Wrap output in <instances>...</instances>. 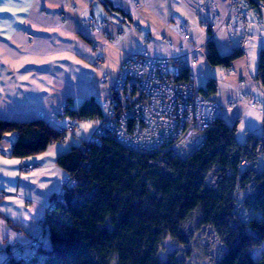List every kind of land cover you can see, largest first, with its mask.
Listing matches in <instances>:
<instances>
[{"label": "trees", "instance_id": "trees-1", "mask_svg": "<svg viewBox=\"0 0 264 264\" xmlns=\"http://www.w3.org/2000/svg\"><path fill=\"white\" fill-rule=\"evenodd\" d=\"M249 4L255 8L264 0ZM242 55L241 47L222 54L212 38L207 42L206 59L212 65L229 67ZM259 55L256 77L264 86V48ZM215 88L210 78L199 92L206 97ZM64 112L89 119L101 115L102 106L89 96L76 107L66 105ZM236 130V122L228 124L219 116L205 130L203 145L185 158L134 150L110 136L99 143L71 145L56 163L74 185L51 196L52 207L40 222L39 244L32 254L9 256L5 264H198L189 248L159 255L164 239L186 245L195 231L210 264H264V257L253 256V249L264 242V118L261 132H246L243 142ZM12 132L15 157L37 155L66 135L43 117L0 116V141ZM239 192H244V206L258 217L241 219ZM194 215L197 223L191 228Z\"/></svg>", "mask_w": 264, "mask_h": 264}, {"label": "crops", "instance_id": "crops-1", "mask_svg": "<svg viewBox=\"0 0 264 264\" xmlns=\"http://www.w3.org/2000/svg\"><path fill=\"white\" fill-rule=\"evenodd\" d=\"M0 0V116L9 119L43 117L58 121L63 105L76 107L86 97L103 99L112 76L132 52L153 56L187 53L194 61L199 88L213 78L216 88L206 97L223 108L220 117L236 122V138L259 134L264 118V86L257 79L258 56L264 48V5L255 9L261 23L248 15L243 29L214 30L219 53L241 47L243 55L229 67L206 59L208 31L202 25L200 0ZM222 17L232 19L229 0H213ZM187 22L191 39L179 25ZM101 65H95V59ZM107 82H100L103 73ZM245 93L248 101H239ZM65 118V117H64ZM16 133L0 141V264L13 245L27 251L40 235L41 222L51 196L59 193L67 172L56 163L66 146L49 144L37 155L15 157L11 145ZM65 138V137H64ZM34 165L31 170L23 166Z\"/></svg>", "mask_w": 264, "mask_h": 264}, {"label": "built area", "instance_id": "built-area-1", "mask_svg": "<svg viewBox=\"0 0 264 264\" xmlns=\"http://www.w3.org/2000/svg\"><path fill=\"white\" fill-rule=\"evenodd\" d=\"M132 3L134 7L140 6L137 0ZM199 6L204 15L202 25L208 31L209 39L214 30L222 26H228L231 33H238L250 14L255 22L261 23L258 11L251 7L249 0H229V9L233 13L231 21L219 14L213 0H200ZM179 29L185 40L191 39L187 22L180 24ZM193 62L185 52L178 56L129 52L112 76L108 93L102 99V114L86 119L90 123L93 120L95 124L87 142L99 143L102 137L110 136L134 150L165 152L180 158L199 149L205 140V130L213 125L223 108L199 92L197 75L192 70ZM94 63L100 66L101 59H95ZM108 77L107 72L103 73L100 82H107ZM248 99L245 93L239 94V101L247 102ZM248 103L254 107L257 101ZM65 107L57 113L58 119L66 117ZM54 126L65 132L76 133L79 130L78 125L71 121ZM242 164L249 166L246 161ZM33 166L25 165L23 169L30 170ZM74 183V179L67 175L61 189ZM51 207L52 202L46 213ZM39 236L31 240L23 254L19 253L23 247L13 245L8 257H28L38 246Z\"/></svg>", "mask_w": 264, "mask_h": 264}, {"label": "rangeland", "instance_id": "rangeland-1", "mask_svg": "<svg viewBox=\"0 0 264 264\" xmlns=\"http://www.w3.org/2000/svg\"><path fill=\"white\" fill-rule=\"evenodd\" d=\"M97 100L102 103L101 99L98 98ZM68 121L76 123L79 127V130L76 131V133L65 132L66 135L64 140L57 141V143L66 146L65 150H67L71 145L82 146L83 141H87L91 136L95 125L93 120L90 123L86 119L76 120L68 116L63 118V122L58 121L57 124L63 123L64 125ZM243 140L244 139H240V142H243ZM259 166H262L261 160L259 161ZM243 198H244V192H239L237 194V213L241 217V219H243V221H249L251 217H258V212H254L251 209H247L244 206ZM193 217L194 218H192L190 225L191 228H194L196 226L197 218H198L196 215H194ZM199 236H200V232L195 231V234L192 238L193 240H191L189 244L186 243V245L178 244L176 240L174 241L172 238L168 237L164 239L163 247L161 248L162 250L159 251V255L161 257H165L166 254L171 251H179L182 254L185 250H187V248H189L191 251V257L195 261H197L198 264H210L209 260L205 255V251L203 247L200 245ZM253 256L255 259H260L264 257V242L260 243L256 248L253 249Z\"/></svg>", "mask_w": 264, "mask_h": 264}]
</instances>
